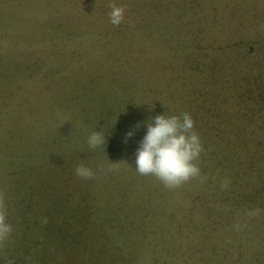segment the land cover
Returning <instances> with one entry per match:
<instances>
[{"label":"rangeland","instance_id":"1","mask_svg":"<svg viewBox=\"0 0 264 264\" xmlns=\"http://www.w3.org/2000/svg\"><path fill=\"white\" fill-rule=\"evenodd\" d=\"M151 1L0 0V194L6 202L7 220L13 226L2 252L7 251L12 264H22L24 257L28 264L32 255L33 264H99L112 260L115 264H253L254 258L264 264L262 246L255 248L253 240L244 245L242 235L236 233L243 229L249 233L251 227L249 217L241 216L237 207L229 215L231 227L222 225L225 228L219 229L220 234H210L205 226H198L199 232L191 236L184 231V226L192 230L191 215L180 214L181 203L171 199L167 209L173 215L167 221L168 229L160 224L156 229L149 219L138 217L136 222L145 223L137 232L144 236L130 248L121 242L126 230L136 228L128 217L131 204L126 196L132 197L134 207L140 208L142 202L152 208L156 200L143 201V192L145 199L150 191L162 192L153 184L158 180L140 175L136 164L131 171L126 169L125 165L136 162L133 148L141 140L134 134L140 129L134 125L133 135L127 136L130 129L124 131L117 120L118 109L122 108L117 106L120 98L127 99L132 109L137 86L147 78V69L134 60L150 45L149 34L139 26L166 7L147 4ZM139 4L147 5L131 13L129 9ZM113 5L124 9L118 26L110 22ZM127 23L128 31L117 36ZM161 38L159 32L153 33L151 42H160ZM162 53L157 49L152 55L150 70L156 71V78H171L174 69L161 64ZM128 79L136 82L129 92L121 94L124 86L120 82ZM153 86L164 95L161 87ZM95 131L106 136V144L93 150L87 139ZM124 146L133 148L124 151ZM80 164L93 169L97 174L94 181L76 176ZM91 184L90 202L94 203L97 219L87 220L89 210L84 205L81 219L94 226L98 239L93 236L95 246L85 247L84 252L79 247L80 253H74L60 232L62 227L73 225L80 228L78 237L83 240V229L70 218L75 212L73 201L68 203L73 197L80 198L82 190L87 185L91 188ZM231 216L241 220L236 223ZM108 218L114 219L113 224L103 223ZM109 235L112 239L119 236L116 246L122 247L120 252L106 246ZM88 237L86 234L85 239ZM215 238L223 241L215 245ZM89 253L98 262L87 263Z\"/></svg>","mask_w":264,"mask_h":264},{"label":"trees","instance_id":"2","mask_svg":"<svg viewBox=\"0 0 264 264\" xmlns=\"http://www.w3.org/2000/svg\"><path fill=\"white\" fill-rule=\"evenodd\" d=\"M147 4L166 7L149 21H138L141 23L139 28L149 34L147 39L150 45L143 54L137 53L134 60L147 69V78L137 86L132 109L128 108L127 99L120 98L122 101H117V106L122 107L117 113L119 127L122 126L124 131L130 129L127 131L130 132L136 125L140 130L134 137L142 140L147 132V122L156 115L182 116L185 112L189 113L203 147L197 161L201 177L175 189H168L159 179L151 176L158 180L153 184L162 190L161 193L150 191L146 199L143 192V201L156 200L152 208L142 202H139L140 208L134 207L136 204L132 205V197L128 194L126 199L132 205L128 207L131 209L128 217L136 224V228L128 226L132 230L122 234L124 238L121 242L124 247L130 248L144 236L137 232L140 225L145 223L136 222L138 217L149 219L156 229L159 224L167 228V221L173 215L172 210L167 209V204L174 199L181 203L180 214L189 213L192 217V230L184 226L187 235L197 234L198 226H205L210 234H220L219 229L225 228L223 226L231 227L229 215L237 207L241 216L249 217L251 223L248 228L250 234L245 233L244 229L236 231L238 236H243L242 243L245 245L246 241L253 240L255 248L262 246L264 249V0H154ZM147 4H139L129 10L131 13L139 12ZM127 26L128 23L126 29H121L117 36L126 33ZM156 32L162 34L161 43L151 42V35ZM157 49L163 51L164 57L160 55L161 64L174 69L171 78L167 75L156 78V71L153 72V68L150 70L152 55ZM148 52L152 53L149 58ZM119 65H122L120 61ZM135 82L132 79L121 81L124 86L121 94L129 92L128 88ZM153 85L161 87L164 95L159 94ZM105 111H109V108ZM128 147L133 148L124 146V151ZM134 147L136 154L139 144L135 143ZM135 164L132 161L129 166L125 165L126 169L131 171ZM225 180L229 182L228 186L221 187ZM91 189L92 184L91 188L87 185L80 198L73 197L68 203L71 205L73 201L75 212L72 207L74 213L70 218L83 229V240L78 237L80 228L73 225L71 228L67 225L62 227L60 232L65 242L71 243L74 253H80L79 247L84 252L85 247L87 250L95 246L93 236L98 239L97 231L92 228L94 226L87 223V220L95 221L98 215L93 201L90 202ZM82 205L89 210L85 221L81 219ZM257 209L258 215L248 214ZM239 218L231 216V221L237 223ZM113 221V218H108L103 223L113 224ZM112 224L109 227L112 228ZM131 231H135V234ZM86 234L90 237L85 239ZM115 236L112 239L109 235L105 244L110 249L117 248V253L122 247L116 246L119 236ZM99 238L102 239L101 235ZM222 241H216L215 238L214 244ZM5 253L7 251H0V258L6 256ZM33 256L28 259V264H33ZM94 259L93 254L87 255V263L98 262ZM24 260L25 257L20 262L25 264ZM254 260L253 264L260 261ZM0 264H3L1 260ZM99 264L115 263L112 260Z\"/></svg>","mask_w":264,"mask_h":264},{"label":"clouds","instance_id":"3","mask_svg":"<svg viewBox=\"0 0 264 264\" xmlns=\"http://www.w3.org/2000/svg\"><path fill=\"white\" fill-rule=\"evenodd\" d=\"M109 16L110 22L118 26L123 21L124 9L113 5ZM131 135V131L127 133V136ZM87 143L93 150L105 147L106 136L100 131L92 132ZM202 151L200 137L194 131V121L189 113L185 112L182 116L156 115L147 122V132L136 151L135 169L140 175L155 176L166 188L175 189L189 180L201 177L197 161ZM75 174L85 180L95 176L93 169L83 164L76 167ZM228 183L225 180L221 187H227ZM248 214L258 215L259 210H252ZM12 232L13 226L7 220L6 202L0 194V251ZM2 259L4 264H12L6 256Z\"/></svg>","mask_w":264,"mask_h":264}]
</instances>
